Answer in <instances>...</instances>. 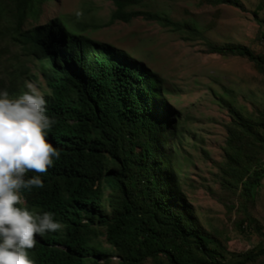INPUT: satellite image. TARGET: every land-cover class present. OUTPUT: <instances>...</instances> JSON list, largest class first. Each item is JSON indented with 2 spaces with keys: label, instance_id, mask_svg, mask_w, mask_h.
Listing matches in <instances>:
<instances>
[{
  "label": "trees",
  "instance_id": "obj_1",
  "mask_svg": "<svg viewBox=\"0 0 264 264\" xmlns=\"http://www.w3.org/2000/svg\"><path fill=\"white\" fill-rule=\"evenodd\" d=\"M49 1L0 0L6 34L41 64L47 114L56 121L49 139L61 152L47 173L25 174L40 175L42 189H21L26 205L19 206L53 212L63 224L28 250L33 264H111L113 258L119 261L112 264H228L221 243L192 214L166 159L176 127L161 80L126 53L93 41L82 24L68 26L56 18L23 33L25 23ZM144 1L112 0V22L142 18L185 40L201 38L192 22L140 10ZM200 1L243 9L239 0ZM261 1L259 12L264 10ZM256 20L264 28V20ZM206 46L209 54L246 59L264 75V55L241 45ZM8 92L20 94L16 88ZM227 107L225 184L243 199L241 233L256 231L262 239L254 253L235 264L261 259L264 264V228L253 224L247 208L264 181V112L255 119ZM101 235L106 247L98 241Z\"/></svg>",
  "mask_w": 264,
  "mask_h": 264
},
{
  "label": "rangeland",
  "instance_id": "obj_2",
  "mask_svg": "<svg viewBox=\"0 0 264 264\" xmlns=\"http://www.w3.org/2000/svg\"><path fill=\"white\" fill-rule=\"evenodd\" d=\"M239 1L243 9L209 6L200 0H145L141 4L142 11L163 12L175 22L194 23L201 31L197 40H185L142 18L130 23L112 22V0H50L22 30L31 31L56 18L68 26L82 24L93 41L126 53L158 76L176 127L165 149L166 159L192 214L221 243L228 264L243 260L262 245L256 231L241 233L243 199L226 186L223 170L231 123L227 106L260 119L259 112H264V75L248 60L209 54L206 46L208 42L241 45L264 55V28L256 20H264V10L258 11L262 1ZM0 14V90L16 88L23 93L31 83L44 95L47 88L40 62L11 40L6 34V14ZM247 208L256 222L253 224L264 228V181ZM98 241L107 246L104 235ZM117 261L112 259V263Z\"/></svg>",
  "mask_w": 264,
  "mask_h": 264
},
{
  "label": "clouds",
  "instance_id": "obj_3",
  "mask_svg": "<svg viewBox=\"0 0 264 264\" xmlns=\"http://www.w3.org/2000/svg\"><path fill=\"white\" fill-rule=\"evenodd\" d=\"M19 93L13 97L0 90V264H33L28 250L40 242L38 237L63 229L53 212L19 206L26 205L21 189L44 187L40 175L25 174H45L61 158L49 139L56 121L47 114L46 93L31 83Z\"/></svg>",
  "mask_w": 264,
  "mask_h": 264
},
{
  "label": "bare ground",
  "instance_id": "obj_4",
  "mask_svg": "<svg viewBox=\"0 0 264 264\" xmlns=\"http://www.w3.org/2000/svg\"><path fill=\"white\" fill-rule=\"evenodd\" d=\"M21 15V14H20ZM1 17V16H0ZM26 42V41H25ZM26 44V43H25ZM14 92V91H13Z\"/></svg>",
  "mask_w": 264,
  "mask_h": 264
}]
</instances>
